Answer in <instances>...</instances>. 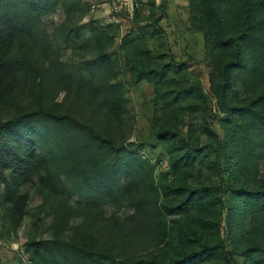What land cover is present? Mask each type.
I'll use <instances>...</instances> for the list:
<instances>
[{
    "label": "rangeland",
    "instance_id": "374dc122",
    "mask_svg": "<svg viewBox=\"0 0 264 264\" xmlns=\"http://www.w3.org/2000/svg\"><path fill=\"white\" fill-rule=\"evenodd\" d=\"M132 2L128 13L109 0H0L14 70L0 81V122L43 108L81 124L37 116L11 130L44 162L28 180L0 151V264L169 263L203 242L226 260L197 264H264L244 255L264 247V211L233 193L264 182V128L217 102L200 0ZM247 56L229 74L231 106L264 90V58ZM204 186L220 204L211 191L189 197Z\"/></svg>",
    "mask_w": 264,
    "mask_h": 264
},
{
    "label": "trees",
    "instance_id": "16d2710c",
    "mask_svg": "<svg viewBox=\"0 0 264 264\" xmlns=\"http://www.w3.org/2000/svg\"><path fill=\"white\" fill-rule=\"evenodd\" d=\"M200 2L205 27L213 32L212 49L219 56L217 74L210 81L211 89L217 102L224 112L243 113L244 118H250L264 128V90L247 99L243 106H231L227 103L229 74L232 70L241 67L243 64L248 65L247 54L255 55L257 58L259 56L264 58V0H200ZM230 13H234L235 30L228 32L225 17L229 16ZM242 49H244V53L241 51ZM1 52L2 50L0 49V81L13 75L14 71L12 60ZM37 116H43L58 123H76L72 118L55 115L43 108L23 113L6 122H0V151H2L1 158H4L2 166L12 168L13 173L19 174L28 180L34 174L36 168L42 167L44 159H40L38 154L34 152L29 140L19 138L17 142L12 143L10 134L13 127L21 124L23 120ZM76 124L81 125L79 123ZM162 134V132L158 133L160 136ZM14 145H16L15 149L12 148ZM3 146H5V149ZM40 180L44 187L50 188L48 183L51 181L47 174L42 176ZM206 191L214 193V196L208 202L209 204L216 205L221 203L219 193H216L208 186L191 189L189 197L194 195L202 196ZM233 193L244 203H248L257 210L264 211V182L253 190L242 187L233 188ZM187 203L188 200L184 198L181 204L175 206L173 210L181 208L182 211H186ZM161 222L162 219H158V224ZM223 251L224 247L219 242H203L198 249H193L180 255L169 263L157 261L154 258L127 261L135 264H197L217 259L226 260L225 256L222 255ZM244 255L259 263H264V247L247 246L244 249ZM100 256L110 259V263L105 262L104 264H120V262L114 261L110 256L105 254H100ZM51 264L59 263L54 261Z\"/></svg>",
    "mask_w": 264,
    "mask_h": 264
},
{
    "label": "built area",
    "instance_id": "2783aa9c",
    "mask_svg": "<svg viewBox=\"0 0 264 264\" xmlns=\"http://www.w3.org/2000/svg\"><path fill=\"white\" fill-rule=\"evenodd\" d=\"M110 3L112 4V7L116 11H120L123 9L124 11L131 13L133 9V0H109Z\"/></svg>",
    "mask_w": 264,
    "mask_h": 264
}]
</instances>
